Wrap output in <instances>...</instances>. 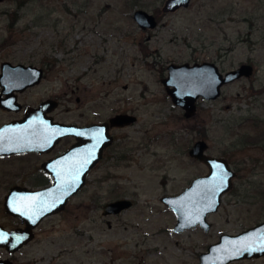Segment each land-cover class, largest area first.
Returning <instances> with one entry per match:
<instances>
[{
    "label": "rangeland",
    "instance_id": "obj_1",
    "mask_svg": "<svg viewBox=\"0 0 264 264\" xmlns=\"http://www.w3.org/2000/svg\"><path fill=\"white\" fill-rule=\"evenodd\" d=\"M163 2L0 0V49L16 50L35 65L45 53L55 61L22 101L61 97L57 108L71 119L78 94L81 108L106 99L113 113L136 115L133 124L116 129L124 157L96 166L64 209L39 223L15 264H200L199 253L221 233L264 220V0H190L169 12ZM137 8L153 13L157 25L141 28L133 18ZM205 60L221 71L248 62L253 72L224 84L216 98L199 97L187 117L161 78L171 62ZM200 138L206 152L226 157L236 174L217 211L208 214V230L197 225L177 232L175 214L160 197L207 172L188 153ZM36 160L0 158V221L11 220L2 205L9 185H38L30 174ZM120 197L132 205L102 214L105 202ZM227 264H264V254Z\"/></svg>",
    "mask_w": 264,
    "mask_h": 264
},
{
    "label": "water",
    "instance_id": "obj_2",
    "mask_svg": "<svg viewBox=\"0 0 264 264\" xmlns=\"http://www.w3.org/2000/svg\"><path fill=\"white\" fill-rule=\"evenodd\" d=\"M190 0H164V12L175 11L181 6H187ZM133 18L142 27H155V15L142 8L133 11ZM18 68V66L16 67ZM33 69L32 78L25 82L17 80L9 89H23L34 85L41 79V69ZM253 72L251 63L243 62L234 68L221 71L212 61L202 62H171L167 65V75L161 78L166 92L172 102L184 110L185 116H191L196 111V100L216 98L221 94L222 86L242 76ZM20 81V82H19ZM57 106L52 98L40 101L36 106L26 109L25 116L12 120L0 126L6 134L0 139V154L11 153L23 149L42 150L52 144L60 135L73 128V124L52 121L45 113ZM136 119L131 113H119L111 118L113 125L129 124ZM13 132H16L17 135ZM45 133L47 139H33L31 134ZM15 135V136H14ZM208 143L204 138L197 139L188 149L190 156L204 163L206 173L192 178L187 186L175 194H164L160 200L174 212L176 222L174 231L200 226L204 230L211 227L207 216L217 211L222 195L232 186L235 169L230 166L226 157L216 156L206 152ZM74 179L56 178L50 185L39 188L13 186L5 197L6 210L21 218L26 223L23 229L12 231L0 229V244L8 247H18L22 242L33 236L35 227L46 215L64 209L68 198L76 193L84 184V175L90 165H80ZM132 205L128 197H120L105 202L102 214H117ZM264 254V220L249 226L237 233L224 232L217 241L210 243L205 251L199 253L200 264H227L243 257L260 256ZM0 264H10L6 259H0Z\"/></svg>",
    "mask_w": 264,
    "mask_h": 264
},
{
    "label": "flooded vegetation",
    "instance_id": "obj_3",
    "mask_svg": "<svg viewBox=\"0 0 264 264\" xmlns=\"http://www.w3.org/2000/svg\"><path fill=\"white\" fill-rule=\"evenodd\" d=\"M43 56L44 62L41 63V65H35L30 57H26L25 55L21 56L16 50L10 51L0 49V126L12 120L23 118L28 107L36 106L40 101L46 99L43 98L36 104H30L22 101L20 98V95L23 92L40 83L44 74H47L49 70L54 67L55 61L49 59L51 55L45 53ZM17 66L18 68H16ZM30 66H36L41 69L42 76L40 81L34 85L26 86L23 89H9L10 85L13 82L15 83L17 80L26 83L25 80L32 78V72L34 70L32 68L29 69ZM72 91L75 92L74 89H72ZM52 99L57 102V106L46 111L45 114L50 116L52 121L73 124L74 126L67 133L60 135L45 149H23L11 153L0 154V158L6 156L30 155L31 157L37 158L36 161H38H35L30 169V174L34 177L36 180L35 182L38 185L29 187L24 184L14 182L7 187L5 193L3 194V210L11 220L0 221V229L2 227L4 230L12 231L26 227V223L22 221L19 216L9 213L4 206L5 197L13 186L39 188L50 185L56 178L71 180L76 177L74 172L83 170L79 167L82 164L90 165L84 175V180L87 182L92 170L96 166L109 165L114 159L124 157V154L117 150L116 143L119 141V136L116 135V129L127 127L133 124L136 119L129 124L113 125L111 118L119 113L131 112H128L127 110H120L113 113L107 108L108 103L106 99L103 103H94L88 108H81L83 105L82 96L76 94L74 99L79 105V111L76 113L74 118L67 119L64 115H62L63 110H59L57 108L64 99H61V97H58V99ZM4 132L5 131L0 130V139L6 135ZM13 133L17 135L16 132ZM31 137L38 140L47 139L49 138V135L45 133H36L34 135L31 134ZM81 188L76 193H78ZM76 193L68 198L67 203L74 195H76ZM39 223L32 228L33 236L27 241L22 242L18 247L11 248L5 244H0V259H6L10 264H15L17 254L21 252L26 245L34 240L36 236L35 230L38 228L37 226Z\"/></svg>",
    "mask_w": 264,
    "mask_h": 264
},
{
    "label": "trees",
    "instance_id": "obj_4",
    "mask_svg": "<svg viewBox=\"0 0 264 264\" xmlns=\"http://www.w3.org/2000/svg\"><path fill=\"white\" fill-rule=\"evenodd\" d=\"M259 192H260V194H262V193H264V190L261 189ZM254 202H256V201L254 200Z\"/></svg>",
    "mask_w": 264,
    "mask_h": 264
}]
</instances>
